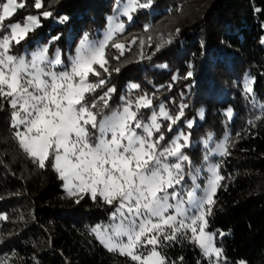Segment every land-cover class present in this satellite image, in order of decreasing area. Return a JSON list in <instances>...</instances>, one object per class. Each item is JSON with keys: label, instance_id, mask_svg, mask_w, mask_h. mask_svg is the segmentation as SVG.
Returning <instances> with one entry per match:
<instances>
[{"label": "trees", "instance_id": "obj_1", "mask_svg": "<svg viewBox=\"0 0 264 264\" xmlns=\"http://www.w3.org/2000/svg\"><path fill=\"white\" fill-rule=\"evenodd\" d=\"M19 2L25 6L7 22L33 15L40 26L13 44L12 53L42 41L50 43V52L69 46L72 54L85 33L100 38L113 26L108 17L125 25L106 48L110 75L94 66L106 85L91 94L89 103L115 88L109 105L117 109L130 85L137 84L133 97L147 94L155 111L163 104L175 115L181 104L187 105L171 132L190 135L193 148L187 154L200 155L209 133L211 143L227 135L229 154L213 160L224 179L207 230L216 234L227 264H264V0H153L150 8L133 12L131 21L114 12L118 0H41L39 9L35 0ZM44 11L52 15L45 18ZM62 16L69 19L59 23ZM112 43L125 45L123 55ZM89 79L95 83L100 77ZM246 81L252 93H245ZM14 133L12 108L0 99V262L133 264L105 249L92 232L108 221L113 205L99 197L69 196L52 163L40 168ZM221 232L225 235L219 239ZM160 251L166 264H209L189 238L165 242Z\"/></svg>", "mask_w": 264, "mask_h": 264}, {"label": "snow or ice", "instance_id": "obj_2", "mask_svg": "<svg viewBox=\"0 0 264 264\" xmlns=\"http://www.w3.org/2000/svg\"><path fill=\"white\" fill-rule=\"evenodd\" d=\"M152 4L153 0H118L114 12L131 21L133 12ZM24 6L18 0H0V30L10 31V35L0 36V99L12 108V128L20 147L40 168L46 166V161L52 163L69 196L90 193L94 200L99 196L113 205L110 223L92 228L108 251L127 256L133 264H166L160 248L165 242L185 237L197 244L205 256L221 257L222 249L214 245L213 234L206 231L207 217L224 179L219 166L209 165L206 184L198 195L201 186L196 183V176L200 169L191 167L192 161L184 152L190 145V135L180 133L162 144L165 134L160 120L169 122L168 131H174L187 105L181 104L174 115L161 104L159 111H152L145 121L141 109L154 107L147 94L135 100L122 96L121 107L111 110L109 100L116 89L108 88L89 103L91 94L106 85L94 66L109 72L106 48L125 25L115 23V16L108 17L113 26L104 39L92 41L85 33L76 54L69 58L70 66L55 71L57 65L63 64L59 49L54 58L48 56V46L34 51L30 60L11 54L13 43L20 44L40 26L39 17L33 15L27 16L23 24L5 26L4 22ZM35 7H42L41 0H35ZM42 15L47 18L52 13L44 11ZM68 19L62 16L58 22ZM111 46L123 55L124 44ZM90 76L100 79L93 83ZM187 76L191 77L192 72ZM130 88L137 89L139 85L131 84ZM244 89L245 93H252L251 81L245 82ZM104 109L111 114L104 115ZM231 114L229 109L228 115ZM192 126V121H187V127ZM211 140L209 133L205 144ZM212 153L229 154L225 142L216 144ZM186 177L191 178V187Z\"/></svg>", "mask_w": 264, "mask_h": 264}, {"label": "rangeland", "instance_id": "obj_3", "mask_svg": "<svg viewBox=\"0 0 264 264\" xmlns=\"http://www.w3.org/2000/svg\"><path fill=\"white\" fill-rule=\"evenodd\" d=\"M27 17V16H26ZM26 17H24L23 18V20L20 22L21 24H23L24 22H25V20H26ZM16 23V22H15ZM4 24H5V26H7V25H11V24H14V23H10V22H7V20L4 22ZM111 27H109L108 28V30L106 31V32H104L103 34H102V36L100 37V38H95V39H90V40H92V41H97V40H103L104 39V37L106 36V34L108 33V31H109V29H110ZM2 35H10V31H8V30H0V36H2ZM81 41V40H80ZM80 41L76 44V46H75V48H74V51H73V53L72 54H70V47L69 46H67L66 47V49L65 50H62L61 48H59V47H54V49L50 52L49 51V47H50V43H44V42H42V41H37L33 46H32V48L31 47H28L27 46V44H25L24 45V47L20 50V51H18V52H16V53H12L11 52V54L12 55H14V56H17V57H25L26 59H31V54L34 52V51H36L38 48H43L44 46H48V56L50 57V58H54L55 57V55H56V53H57V50L59 49V51H60V54H61V59H62V61H63V64L62 65H57L56 67H55V71H63L64 70V68L65 67H69L70 66V61H69V58H70V56H74L75 54H76V49H77V47H78V45H79V43H80ZM13 44H15V43H13ZM128 92H127V96H126V98H128V99H132V100H135L137 97H133V92H132V90L131 89H128L127 90ZM122 105V104H121ZM121 107V106H120ZM119 107V108H120ZM119 108H117V109H119ZM117 109H113V110H117ZM143 110H148V109H141V112H142V114H143V117H144V119H145V121H147L148 120V118L151 116V114H152V111H155V110H153V109H151L149 112H143ZM159 111V110H158ZM157 111V112H158ZM111 114V112H108L107 114H104V115H110ZM163 122H165L163 119H161L160 120V123L163 125ZM167 122V121H166ZM169 122H167V124H168ZM167 124H166V131L162 128V131L164 132V134H165V141H163L162 142V144H167V142H169V141H171L173 138H175L176 136H178L181 132V130L180 129H177L178 130V134L176 135V136H173V135H171V132H169L168 131V128H167ZM163 127V126H162ZM21 129H23V126H21ZM226 137H227V135L224 137V138H222V139H218V140H216V142H214V140H213V142L211 143V141H209V143L205 146H203L202 147V153L200 154V155H196V157H193V156H191L190 154H187L186 152V150H192V148H193V145H192V143L190 142V145H189V147H187L186 149H184V152H185V154L186 155H188L189 156V158H190V160L192 161V165H191V167L193 168V169H200V173L196 176V183L197 184H199L200 186H201V189H198L197 190V194L199 195V194H201V190L203 189V187L205 186V184H206V181H207V177H208V175H209V173L207 172V169H208V167H209V165H213V164H215V165H217V163H215V162H213V160L214 159H216V158H218V157H220L221 155H219L218 153H212V150L213 149H215V147H216V144H218V143H220V142H225V144H226ZM210 147V148H209ZM207 148H209L208 149V151H207ZM208 156V159L206 160L205 159V156ZM185 165H186V168L188 167V165H187V163L185 162ZM57 172V171H56ZM58 173V172H57ZM59 174V173H58ZM195 174V173H194ZM62 182H63V189H64V191L67 193V191L65 190V187H64V181L62 180ZM73 183L74 184H78L79 182L78 181H73ZM186 183H187V185L189 186V187H191V185H192V180H191V178H187L186 177ZM68 194V193H67ZM79 195H88V196H90L91 197V194L90 193H84V192H81V193H79ZM99 197V196H98ZM92 198V197H91ZM100 198V197H99ZM102 199V198H101ZM103 200V199H102ZM3 217L2 216H0V219H2ZM110 223V216H109V219H108V221L107 222H103V223H100V224H98V225H108ZM97 226V225H96ZM95 227V226H94ZM206 231L207 232H209L208 230H207V228H206ZM93 232V231H92ZM209 233H212V232H209ZM94 235H95V237H96V234L95 233H93ZM213 234V243H214V245L216 246V238H217V236H216V234L215 233H212ZM188 235L189 236H191V233L189 232L188 233ZM222 237H224V235L223 236H221V235H219L218 236V238L220 239V238H222ZM96 239H97V237H96ZM98 241H99V243L104 247V245L100 242V240L99 239H97ZM217 247V246H216ZM105 248V247H104ZM105 249H107V248H105ZM202 251V250H201ZM118 253V252H117ZM202 255L204 256V258L209 262V264H210V259H211V264H227L226 262H225V260H224V258L221 256V257H219V258H216L215 256H213V257H208V256H205L204 254H203V252H202Z\"/></svg>", "mask_w": 264, "mask_h": 264}]
</instances>
